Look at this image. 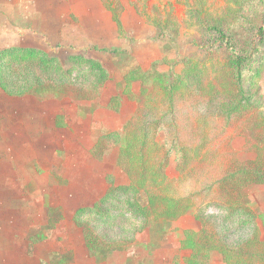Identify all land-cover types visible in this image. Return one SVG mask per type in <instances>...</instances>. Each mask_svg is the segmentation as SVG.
<instances>
[{"label":"rangeland","instance_id":"374dc122","mask_svg":"<svg viewBox=\"0 0 264 264\" xmlns=\"http://www.w3.org/2000/svg\"><path fill=\"white\" fill-rule=\"evenodd\" d=\"M109 1L113 6L116 3ZM120 2L124 7L121 32L115 24L109 25L108 12L102 15L105 8L99 6L96 13L104 20L93 36L88 33L93 41L81 32L71 36L68 42L72 44L67 46L58 41L47 46L39 34L24 33L25 27L8 10L0 18L3 44L21 42L28 35L31 43L45 44L47 55L55 57L49 68L38 60H7L0 66V264H225L219 251L185 249L187 231L225 234L227 240L222 238L229 246L241 244L252 234L248 227L219 223L223 212L210 201L222 190L214 187L210 193L205 190L204 205L194 204L173 220L154 219L147 228L130 215L109 220L86 217L83 222L101 247L90 254L84 227L69 214L77 205L98 204L113 187L129 185L127 172L118 164V144L128 121L132 126L144 123L151 129L150 136L155 134L161 157L167 160L165 172L179 195L214 186L241 165L264 168V35L259 31L264 0ZM97 4H104L103 0ZM146 16L176 22L167 24L160 37ZM212 25L232 37L238 53L251 56L242 86L234 81L230 88L222 87L231 81L232 53L216 40L209 29ZM51 36L57 39L54 33ZM97 36L106 39L101 41L106 50L95 48ZM75 54L98 61L106 74L79 70L71 59ZM169 66H175L178 73L196 66L208 74L200 82L191 81L194 76L183 80L185 89L170 104L160 89H143L141 83L159 70L168 72ZM137 67L141 76L132 94L125 90V74ZM65 76L76 80V88L67 84ZM64 86L69 94L59 88ZM142 89L146 99L140 96ZM43 110L55 116L43 118ZM201 146L202 160L195 159L193 153ZM183 149L193 157L189 164H185ZM47 171L51 174L48 181L47 176L42 178ZM150 186H154L152 181ZM82 190L88 194H81ZM237 190L249 201L245 207L262 228L264 183H249ZM50 210L61 220L54 222ZM201 211L215 216L205 218V223L197 217Z\"/></svg>","mask_w":264,"mask_h":264},{"label":"trees","instance_id":"16d2710c","mask_svg":"<svg viewBox=\"0 0 264 264\" xmlns=\"http://www.w3.org/2000/svg\"><path fill=\"white\" fill-rule=\"evenodd\" d=\"M115 1L116 3L114 6L112 1L109 0H103V3L112 13L113 20L116 22L121 32L123 30L121 13L124 7L120 0ZM141 14H143V11H141ZM146 20L155 25L156 36L160 37L164 36L166 30L164 28L167 27V24L176 22L168 18V21H160L156 18L152 19L149 16H146ZM209 29L216 35V40L232 53L228 66L232 67L233 73L229 77L231 81L225 86L223 85V89L230 88V85L234 81L238 85L241 84L246 66L251 62V56H244L238 53L232 37L227 34L222 27L212 25ZM259 31L261 35H264V18ZM95 48L106 50V48H99L96 46ZM71 59L74 60L76 66H80V68H78L79 70L93 73L99 71L103 74L107 72L98 61L88 58L86 60L85 57L80 54L72 55ZM7 60L14 63H26L38 60L45 67L49 68L53 67L52 63L55 62V57L48 56L43 49L37 47L12 46L0 50V66ZM57 64L59 65L60 63L57 61ZM78 69H76V71ZM158 72L147 76L146 79H142V88L146 89L153 86L160 89L167 97L170 104L174 102L178 92L185 89V82L183 80L190 79V76H194L190 80L193 82H200L201 76L205 78V75L208 74L206 69L199 71L196 66L189 68L184 73H178L175 70V66H169L168 72L160 70ZM140 73L141 70L138 67L126 72L125 90L127 89L132 93L133 84L136 78L141 76ZM145 73L146 72L143 74ZM64 80L67 81L70 87L76 88L74 86L76 80H68L67 76H65ZM59 88H62V92L65 94H69L66 86ZM211 88H214V85H212ZM143 89L140 96L146 99L148 96H146V92ZM124 127L125 133L121 143L119 142L118 144V164L127 172L130 178L129 185H119L111 188L100 198L98 204L83 206L73 215V221H75L77 225L84 227L85 238L88 240L87 245L91 255H95L101 247L97 237L93 235L91 230L88 229V226L83 222L86 217L89 219L100 218L109 220L118 215H130L132 219L141 222L142 228H147L153 225L154 219L173 220L182 216L185 210L194 204L196 206L204 205L206 198L205 190H208L210 193V190L213 189L214 191V187H218L222 190L221 195L214 197L212 199L213 201H210V203L217 207L219 212H223L222 220L219 221V223L224 226L237 224V227L243 230H247L245 228L248 227V229L252 230L251 236L237 246H229L223 241V238L227 240L225 234L218 236L216 233L210 235L208 232H203V230L198 232L187 231V239L183 241L184 248L199 252L219 251L225 264H264V237H261L262 233L264 235V214H261V228L256 221V215L249 208L245 207L249 204V201L247 199L245 200V198L242 199L237 190L249 183H264V168L241 165L239 168H233L228 171L224 177L214 184V186L213 184L206 185V188L196 190L187 195H179L177 190L173 187L172 181L167 177L164 166L167 160L166 157H161L155 134L150 136L151 129L145 127L144 123L132 126L129 121ZM100 143L101 141L95 144L94 147H97ZM110 149L111 148L106 152ZM202 149L203 146L198 147L195 153H193L195 159L202 160V156L200 155ZM183 155L187 161L185 164H189L193 157H190L191 154L189 155L185 150L183 151ZM159 157L162 159L158 160ZM151 181L154 186H150ZM130 194H133L134 197L129 198ZM213 194L215 193L213 192ZM126 197H128V199H126ZM144 200L146 201L144 202ZM104 207L110 208L105 209ZM49 215H51V218H54V222L62 218L60 215L54 217V215H52V210L49 211ZM208 215L209 214H206L204 211H201L197 217L201 218L206 223L205 218L211 220L213 216H215ZM189 263L202 264L199 262Z\"/></svg>","mask_w":264,"mask_h":264},{"label":"crops","instance_id":"0c3cea01","mask_svg":"<svg viewBox=\"0 0 264 264\" xmlns=\"http://www.w3.org/2000/svg\"><path fill=\"white\" fill-rule=\"evenodd\" d=\"M99 6L105 8L104 12L101 13L102 15H105L108 12L106 19H109V25L113 27L115 24L116 30L119 32L118 26L113 20L112 13L106 8L104 4H97V0H0V18L2 17L3 12H5L4 10H8V15L16 19L15 22L20 27H25L24 33L27 32V34L33 35L39 34L42 41L47 43V46L55 43V41H58L56 44L61 43L62 45L67 46V44H72V42H68V39L71 36H75L76 34L81 35V32L84 33L87 41H93L88 33L90 32L91 36H93V32L102 24L101 20H104L98 17L96 13V9H98ZM5 7L7 9H4ZM10 8H12V13H10ZM1 10L3 11L1 12ZM69 19H73V21L70 22ZM77 21H85L86 23L84 24V27H80V29L74 28V26L79 25V22ZM79 26H81V24ZM91 28L94 29L91 30ZM53 33L57 39H54L51 36ZM28 38V35H26L24 38H21V42H14L13 44L10 42V44H3L0 34V50L12 46L37 47L45 50V44H33ZM105 40L106 39L104 38H100L99 42L97 40V43H95V46L97 45L99 48L106 47L105 45H101V41ZM107 46L109 45L107 44ZM41 114L43 118H48L49 120L50 116L52 118L55 116L54 114L47 112V110L41 111ZM50 125L52 128L55 127L53 123H50ZM47 136V138L51 140L52 137L50 136V138L49 135ZM45 176H47V178H45ZM49 176H51V174L48 171L43 174V177L41 175V177L45 178L46 181L51 178ZM76 193L77 190L73 191V194L76 195ZM80 193L83 195L88 194V192L85 190H82ZM82 197L84 198L85 196ZM83 206L84 204L77 205L75 210L69 214L71 215L70 218L72 219L76 210ZM66 217L68 218V215L65 213V219ZM72 262L75 263L74 261Z\"/></svg>","mask_w":264,"mask_h":264}]
</instances>
